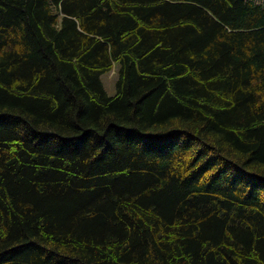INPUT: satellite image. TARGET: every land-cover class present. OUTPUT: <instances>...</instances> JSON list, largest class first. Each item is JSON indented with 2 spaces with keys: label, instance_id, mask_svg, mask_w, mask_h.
Segmentation results:
<instances>
[{
  "label": "trees",
  "instance_id": "obj_1",
  "mask_svg": "<svg viewBox=\"0 0 264 264\" xmlns=\"http://www.w3.org/2000/svg\"><path fill=\"white\" fill-rule=\"evenodd\" d=\"M0 264H264V0H0Z\"/></svg>",
  "mask_w": 264,
  "mask_h": 264
},
{
  "label": "rangeland",
  "instance_id": "obj_2",
  "mask_svg": "<svg viewBox=\"0 0 264 264\" xmlns=\"http://www.w3.org/2000/svg\"><path fill=\"white\" fill-rule=\"evenodd\" d=\"M117 66L109 73H105L102 75L103 85H105L106 90L110 95H114L116 93V80L118 77L117 74Z\"/></svg>",
  "mask_w": 264,
  "mask_h": 264
}]
</instances>
